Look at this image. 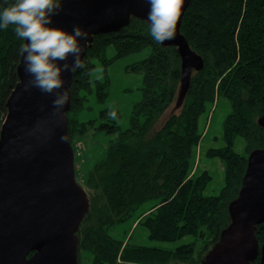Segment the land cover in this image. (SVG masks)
I'll use <instances>...</instances> for the list:
<instances>
[{"label": "trees", "instance_id": "trees-1", "mask_svg": "<svg viewBox=\"0 0 264 264\" xmlns=\"http://www.w3.org/2000/svg\"><path fill=\"white\" fill-rule=\"evenodd\" d=\"M14 2L0 0V10ZM181 33L203 62L193 70L187 87L182 85L179 49L157 43L149 21L137 17L119 31L95 35L83 58L85 68L73 75L67 113L72 144L90 131L120 130L117 121L108 118L107 109L101 111L99 121L74 117L86 108L89 94L96 91L100 100L107 96L109 82L91 77L94 60L111 64L151 49L145 59L128 67L144 76L142 98L133 105L129 128L119 131L104 157L85 174L91 206L78 230L79 255L90 253L92 264H200L230 224L229 207L239 195L249 155L264 147V128L259 123L264 114V0H192ZM25 43L12 26L0 29V129L7 101L20 80L17 71ZM111 45L116 53L107 59ZM221 97L232 105L224 123L226 146L211 148L207 155L224 162L225 185L219 194L208 196L204 190L212 177L207 171L196 173L193 155L202 139L200 117L211 113ZM171 107L175 111L160 123ZM237 138L245 141L244 154L234 149ZM148 201L150 208L138 214L136 224L148 229L150 240L176 242L195 236L203 243L196 257L194 242L166 250L109 234L110 227L134 218ZM256 236L262 246L264 223Z\"/></svg>", "mask_w": 264, "mask_h": 264}, {"label": "water", "instance_id": "water-1", "mask_svg": "<svg viewBox=\"0 0 264 264\" xmlns=\"http://www.w3.org/2000/svg\"><path fill=\"white\" fill-rule=\"evenodd\" d=\"M191 1L183 0L174 37L163 42L179 49L186 87L193 70L203 65L181 33ZM60 4L62 10L50 26L71 33L78 25L89 32L82 61L95 35L119 31L133 17L148 21L150 7L148 0H60ZM23 56L17 71L20 80L7 101L0 129V264H80L78 230L91 205L87 190L77 180L69 137L67 113L74 73L61 74L63 87L56 91L67 90L68 103L56 113L55 93L38 88L25 91L30 77ZM67 62H72L71 56ZM58 63L62 67L65 62ZM182 97L183 93L178 104ZM259 123L264 128V114ZM229 211L230 224L200 264H255L258 258L264 264V243L260 246L256 236L264 223V147L249 155L242 187Z\"/></svg>", "mask_w": 264, "mask_h": 264}, {"label": "rangeland", "instance_id": "rangeland-1", "mask_svg": "<svg viewBox=\"0 0 264 264\" xmlns=\"http://www.w3.org/2000/svg\"><path fill=\"white\" fill-rule=\"evenodd\" d=\"M115 53V47L113 45L109 46L106 50V58H113ZM150 53L151 49L148 47L140 52L115 59L111 64H105L101 59H95V67L92 70L91 77L98 82H109L107 96L100 100L96 91L89 94L86 108L74 113V117L81 122H87L92 119L99 121L101 119V111L105 109L109 110L111 106L118 114L116 121L120 127L119 131L129 128L133 105L142 98L144 76L142 72L129 71L128 67L145 59ZM95 83L93 81V85ZM173 111H175V107L168 109L161 118L160 123ZM231 111V102L221 97L215 103L211 113L208 110L200 117L199 130L202 134V139L194 151L193 165L197 174L207 171L212 177L204 190V194L208 196L219 194L225 185L224 162L219 157H209L207 151L211 148H223L226 146L224 123ZM119 131L116 133L90 131L81 138H77L76 142L73 143L76 163H78L77 178L83 186H85L86 171L93 168L104 157L110 142L118 138ZM234 149L238 153L244 154L245 141L242 138H237ZM151 203L148 201L142 204L134 218L110 227L108 229L109 234L121 240L130 238L132 244L158 247L166 250H174L183 244L194 242L197 243L196 257L202 249L203 243L195 236H185L176 242L150 240L148 229L143 225L136 224L135 221L138 214L148 210ZM79 258L82 264H92V255L88 252H81Z\"/></svg>", "mask_w": 264, "mask_h": 264}, {"label": "clouds", "instance_id": "clouds-1", "mask_svg": "<svg viewBox=\"0 0 264 264\" xmlns=\"http://www.w3.org/2000/svg\"><path fill=\"white\" fill-rule=\"evenodd\" d=\"M183 0H148L150 35L157 43L174 37L176 23ZM60 0H15L0 10V29L13 27L16 36L27 41L21 45L24 54V71L30 79L25 91L38 88L42 93L53 94L52 107L56 113L68 103V91H56L63 87L61 74L84 69L81 59L89 32L74 26L71 33L50 26L52 17L61 11ZM85 43L81 45L79 41ZM72 62L68 63L69 57ZM64 61L61 67L58 62ZM109 119L116 120L117 112L110 106ZM63 139V137H62Z\"/></svg>", "mask_w": 264, "mask_h": 264}, {"label": "built area", "instance_id": "built-area-1", "mask_svg": "<svg viewBox=\"0 0 264 264\" xmlns=\"http://www.w3.org/2000/svg\"><path fill=\"white\" fill-rule=\"evenodd\" d=\"M76 168H77V170H78V163L76 164Z\"/></svg>", "mask_w": 264, "mask_h": 264}]
</instances>
